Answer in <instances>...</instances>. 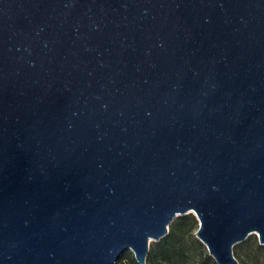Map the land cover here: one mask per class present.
<instances>
[{"label": "water", "instance_id": "95a60500", "mask_svg": "<svg viewBox=\"0 0 264 264\" xmlns=\"http://www.w3.org/2000/svg\"><path fill=\"white\" fill-rule=\"evenodd\" d=\"M189 213L264 244V0H0V264H147Z\"/></svg>", "mask_w": 264, "mask_h": 264}, {"label": "trees", "instance_id": "16d2710c", "mask_svg": "<svg viewBox=\"0 0 264 264\" xmlns=\"http://www.w3.org/2000/svg\"><path fill=\"white\" fill-rule=\"evenodd\" d=\"M196 223L197 218L193 214L177 216L170 224L168 234L159 241L153 242L156 254L161 259L169 260L173 256H188V248L191 247L190 242L198 244L197 246L199 247H203L204 245L199 239H190L188 236L192 231V227H194ZM209 260L212 261V264H217L209 253L202 256L200 263L207 264ZM116 264H139V262L136 260L132 252L127 250L117 260Z\"/></svg>", "mask_w": 264, "mask_h": 264}, {"label": "rangeland", "instance_id": "374dc122", "mask_svg": "<svg viewBox=\"0 0 264 264\" xmlns=\"http://www.w3.org/2000/svg\"><path fill=\"white\" fill-rule=\"evenodd\" d=\"M189 214L194 215V213ZM198 227L199 221L197 219L196 225L192 227V231L188 234L190 239H198L196 236V230ZM153 242L155 241H151L150 250L147 256V264H201L200 260L202 256L208 253V248L205 244H203V247H199L197 246L198 244L191 243L189 240L191 247L188 248V256H173L169 260H166L161 259L156 254ZM131 252L134 255L133 251ZM234 253L240 264H264V244L260 243L259 237L256 233L250 234L244 241L237 243L234 246ZM207 264H212V261L209 260Z\"/></svg>", "mask_w": 264, "mask_h": 264}]
</instances>
